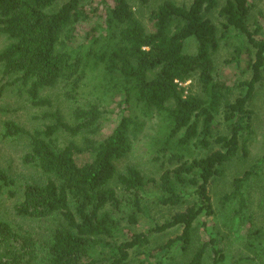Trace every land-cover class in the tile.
Segmentation results:
<instances>
[{"label": "trees", "instance_id": "1", "mask_svg": "<svg viewBox=\"0 0 264 264\" xmlns=\"http://www.w3.org/2000/svg\"><path fill=\"white\" fill-rule=\"evenodd\" d=\"M139 5L153 6L151 29L138 17ZM252 7L251 0H0V97L20 84L33 106L50 107L42 91L61 85L67 100L79 103L73 122L56 110L43 115L51 123L34 130L4 123V138L29 139L22 160L39 178L18 191L0 169V198L17 199L15 213L43 229L0 218V264H129L137 257L166 264L175 248L188 255L184 264L224 263L218 237L194 245L197 233L208 232L201 216L215 212L210 186L247 154L250 101L264 72V40L255 37L261 27H249ZM231 39L242 45L226 63L253 73L237 97L215 59ZM142 118L155 120L146 148L158 177L128 158ZM263 161L235 178L224 199L243 210V189ZM190 195L194 203L183 207ZM152 205L174 212L159 222ZM143 220L147 229L139 231ZM175 227L180 234L150 250L155 234Z\"/></svg>", "mask_w": 264, "mask_h": 264}, {"label": "rangeland", "instance_id": "2", "mask_svg": "<svg viewBox=\"0 0 264 264\" xmlns=\"http://www.w3.org/2000/svg\"><path fill=\"white\" fill-rule=\"evenodd\" d=\"M88 1V0H87ZM179 4H190L192 0H176ZM223 2V1H222ZM252 11L249 19V27L251 31H255L257 27L261 30L256 38L264 40V0H251ZM153 6H137L138 17L144 24L151 29L150 13ZM214 18L221 26V19L214 15ZM6 45V40L0 35V50ZM242 45L238 39H231L229 42L223 41L219 52L216 55V63L219 70H223L233 85L235 97L245 94L247 87L244 83L252 79V71L244 66H229L226 61L234 54L236 46ZM250 47L254 56L256 48L248 39L245 38V44ZM188 50L194 52L196 43L190 40ZM250 51V52H251ZM246 54V51L243 55ZM0 78H2V68L0 67ZM12 79H10L11 81ZM43 96L51 100L50 107H35L29 100L28 94L24 86L14 84L7 86L2 97H0V169L6 171L14 179V189L20 191L26 182L37 180L39 175L37 170L23 163L22 157L28 148L29 139L20 137L17 139H7L2 136L4 123L8 120H14L18 124L34 130L42 128L45 124L51 123V119L44 118L46 112H54L60 110L64 118L68 122H73L72 111L79 104L69 101L64 95V89L61 85L47 87L43 91ZM250 107L253 110L252 132L247 135V154L243 155V151L230 163L224 166V175L216 179L210 186V194L212 197L214 214L209 217L202 215L200 222L206 221L208 224V232L197 233L195 246L203 237L212 235L218 237L221 245L224 247L226 260L223 264H237L239 259L245 258L247 261L243 264H264V161L257 167L255 174L248 185L243 189L246 198V207L241 210L239 203L227 201L224 196L233 190V182L237 177H241L251 167L257 165L264 159V72L263 80L256 84L255 92L250 101ZM118 114L114 113L108 118L113 122ZM141 130L137 137L134 138V154L128 157L131 161L139 164L148 174L159 176L156 165L149 160L146 143L149 135L154 132L155 120L143 122L146 118L141 119ZM220 120V118H219ZM221 121V120H220ZM112 122V123H113ZM110 123V122H109ZM107 124L106 127L111 129L113 124ZM223 132L225 126L221 127ZM108 129V130H109ZM61 140H64L66 133H60ZM65 142V141H60ZM125 161H128L125 159ZM123 163V162H122ZM157 170V171H156ZM163 171V170H161ZM195 195L187 196V201L183 207L194 203ZM15 198L4 195L0 198V218L8 220L14 225L22 226L25 229H31L41 232L43 223L37 221L24 220L19 217L14 210L16 204ZM240 211V213H239ZM174 209L159 205L151 206V214L159 221L163 222L170 217ZM146 220L139 224V231H145ZM181 228L168 229L162 233L155 234L152 238L150 250L157 251L161 244L166 243L170 238H174L181 233ZM257 232V233H256ZM202 237V238H201ZM219 243V244H220ZM193 247V248H194ZM213 251L209 252L207 263L211 262ZM172 256V258H171ZM163 257V256H162ZM143 258V257H142ZM140 257L133 258L129 264H143ZM166 264H184L188 259V255L179 252L175 248L172 253L163 257ZM151 261V260H150ZM152 264H156L152 260ZM151 261V262H152ZM150 264V263H145Z\"/></svg>", "mask_w": 264, "mask_h": 264}]
</instances>
